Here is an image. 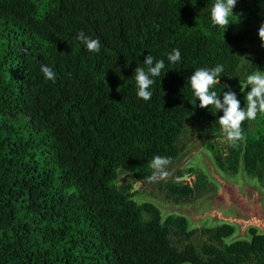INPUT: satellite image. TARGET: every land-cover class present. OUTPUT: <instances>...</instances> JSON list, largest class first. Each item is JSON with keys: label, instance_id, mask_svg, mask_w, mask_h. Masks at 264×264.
Wrapping results in <instances>:
<instances>
[{"label": "trees", "instance_id": "1", "mask_svg": "<svg viewBox=\"0 0 264 264\" xmlns=\"http://www.w3.org/2000/svg\"><path fill=\"white\" fill-rule=\"evenodd\" d=\"M237 2L222 28L210 18L214 0H0V264H264L257 230L226 244L232 226L202 229L197 251L184 218L162 220L154 206L134 203L132 186L115 185L121 169L148 183L156 155L175 163L188 122L224 135L223 112L200 108L193 94L197 68L222 64L213 90L221 100L234 91L245 107L246 76L264 71V47L260 17ZM80 31L100 40L99 53ZM177 48L180 62L169 63ZM149 54L165 68L144 101L133 72ZM241 128L245 139L216 164L228 173L241 164L262 182L264 114ZM166 187L176 200L194 194L179 182Z\"/></svg>", "mask_w": 264, "mask_h": 264}, {"label": "rangeland", "instance_id": "2", "mask_svg": "<svg viewBox=\"0 0 264 264\" xmlns=\"http://www.w3.org/2000/svg\"><path fill=\"white\" fill-rule=\"evenodd\" d=\"M248 5L264 22V0H247ZM238 8V2L233 8V14ZM247 51L251 47L245 45ZM247 66V59L241 63L243 70ZM255 131L249 127V134ZM183 148L175 163L168 166L170 176L166 180L148 183H135L131 173L119 170L115 185L117 187L132 186V200L137 206L150 204L160 213L162 220L177 216L184 218L188 230L196 232L190 243L200 250L205 238L200 234L202 229H211L223 224L234 229L231 237L225 240L226 244L238 240H249L248 231L242 232L243 225L229 224L225 220H247V217L237 210L230 202L227 191L233 192L240 204L248 206L257 198V207L264 217V181L248 176L240 164L235 173L221 170L215 156H225L230 148L224 135L216 137L204 130L202 122L186 123L180 138ZM178 178V179H177ZM199 179V180H198ZM174 182L190 187L194 194L186 200H176L168 194L167 187Z\"/></svg>", "mask_w": 264, "mask_h": 264}, {"label": "clouds", "instance_id": "3", "mask_svg": "<svg viewBox=\"0 0 264 264\" xmlns=\"http://www.w3.org/2000/svg\"><path fill=\"white\" fill-rule=\"evenodd\" d=\"M237 0H214L210 9V18L214 26L227 28L230 24L229 17L233 15V8ZM258 36L262 44H264V22L258 29ZM83 43L86 49L92 53H99L101 43L98 38H92L84 31H80L76 37ZM169 63H178L181 60L180 50L173 49L167 53ZM145 67L137 66L134 69V78L137 85V97L144 101H149L153 95L150 91L151 86L155 83L154 77H159L161 71L165 68L164 60H156L151 54L145 57ZM41 72L46 80L55 82L56 73L47 65H41ZM224 73L222 64L215 65L211 68H197L188 80L196 99L199 100L200 108H209L214 106L217 111H222L223 115L219 117L218 123L229 144L235 145L238 141L245 139L242 132V122L254 120L258 113L264 114V71H254L246 76L245 87L250 86V91L246 93L245 107H241L240 100L234 91H224L223 100L220 94L213 90V86L220 84V77ZM227 87L224 85V88ZM196 101V100H195ZM171 158L156 155L149 162L152 169L151 175L147 178L149 182H158L169 178L170 173L168 166Z\"/></svg>", "mask_w": 264, "mask_h": 264}, {"label": "water", "instance_id": "4", "mask_svg": "<svg viewBox=\"0 0 264 264\" xmlns=\"http://www.w3.org/2000/svg\"><path fill=\"white\" fill-rule=\"evenodd\" d=\"M264 47V44H262ZM230 202L234 207L247 217V220H225L229 224L243 225L242 232H246L248 229H256L262 235H264V217L257 207V198H254L248 206L240 204L239 200L231 191H227Z\"/></svg>", "mask_w": 264, "mask_h": 264}, {"label": "flooded vegetation", "instance_id": "5", "mask_svg": "<svg viewBox=\"0 0 264 264\" xmlns=\"http://www.w3.org/2000/svg\"><path fill=\"white\" fill-rule=\"evenodd\" d=\"M248 230H249V229H248ZM248 230H247V231H248ZM255 230H256V229H255ZM257 231H258V230H257ZM258 233H260V232L258 231ZM260 234H261V233H260Z\"/></svg>", "mask_w": 264, "mask_h": 264}]
</instances>
